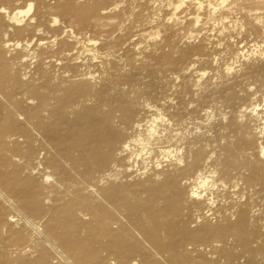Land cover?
<instances>
[{
  "label": "bare ground",
  "instance_id": "6f19581e",
  "mask_svg": "<svg viewBox=\"0 0 264 264\" xmlns=\"http://www.w3.org/2000/svg\"><path fill=\"white\" fill-rule=\"evenodd\" d=\"M134 1L0 0V264H264V93L239 82L264 78V0H161L138 41L84 38ZM201 10L257 40L231 79L196 67L219 60Z\"/></svg>",
  "mask_w": 264,
  "mask_h": 264
},
{
  "label": "rangeland",
  "instance_id": "374dc122",
  "mask_svg": "<svg viewBox=\"0 0 264 264\" xmlns=\"http://www.w3.org/2000/svg\"><path fill=\"white\" fill-rule=\"evenodd\" d=\"M153 1L154 0H143V1L142 0H135L133 2V7H132L133 9H131V11L133 12V16H132L133 20L125 22L122 26L119 25V26L115 27L112 25H106L105 27H103L101 29L89 28V30L86 28V29L82 30V35L84 36V38L102 39L105 35L104 31H107V32L111 31V32H113L112 33L113 36H120L122 38L128 37V38H131L130 40H133V42L138 41V37L133 34V31L136 29V26L139 24V22H144V20L149 17L150 13L155 12L157 10L156 9L157 6L155 7V5H158L159 1H161V0H156L155 4H153ZM116 3H117V0H103V2H102L103 5H112V4H116ZM156 12L161 14V15L164 14V12L160 9L157 10ZM160 12H162V13H160ZM205 13H206L205 11L203 13V10H201L200 15H199V12H198L197 17H198V20H200V22H198L196 28H193L194 29L193 33H197L199 37H197V39L195 41H193V43H196V44L202 43L205 46V51L203 53L205 55L204 58L210 59L212 56H215V54H216L217 55L216 57H218L219 60H218L216 65H209L208 63L203 62L201 64H198L196 67L200 71L205 70L206 76L203 79L204 81H207L210 79L214 80V79H219V78H225L227 76L225 73L227 68L233 69L231 74L227 76L228 78L231 79L234 75L233 71L235 72L239 69L245 68V61L243 60V58L242 59L241 58L236 59V57H235L236 51L240 50V51H243L246 55L250 54L254 49H256L255 43H257L256 42L257 40L253 36H250V37L247 36L244 28L240 27V25H241L240 18H239V15L237 13L233 12L235 15H237V18L235 15H234L235 17L233 16V13H230L231 15L227 14L224 17V18H226L224 20L221 17L222 15L220 13H216V15L213 16L212 18H211V16H209V14L206 13L207 14L206 15ZM210 20H213V21L211 22ZM226 20H228V21H226ZM113 21L115 23H117L119 20H118V18H115ZM219 21H221V22H219ZM98 22L101 25L106 24V20H99ZM228 22H230L229 27H227L229 25ZM199 24H201V25H199ZM232 29H234V30H232ZM144 31H146V33ZM151 31H152L151 29L145 27V29L143 30V33L145 35H147V33L150 34ZM200 31H201V33H200ZM225 31H227V32L225 33ZM223 32L226 34L225 36L220 35V33L222 34ZM153 33H154V30H153ZM199 33H200V35H199ZM100 36H101V38H100ZM132 37H134V38L132 39ZM152 39H155L154 35L152 36V38L150 40H152ZM150 40L147 39V41H150ZM179 45L181 47L186 46V44H182V43H180ZM262 46L264 49V45H262ZM224 65H226V66H224ZM232 66H233V68H232ZM181 68H182L181 65L171 67V69L175 70L176 72L180 71ZM239 82H240L241 86H245L246 84L251 85L250 86L251 90H250L249 94H254V96H252V97H256V100L258 101V103L259 102H260V104L262 103L261 98H262V95L264 93V78H262L261 76H255L254 74L253 75L250 74V75H247V76L241 78L239 80ZM186 99L187 100H196L195 97H193L189 94L187 95ZM212 100H213L212 95L204 96L198 102V105H200V106L210 105ZM240 102L248 104L249 99L244 98ZM195 104H196V102L194 103V105ZM226 111H228V110H226ZM219 113H220L219 110L215 111L214 116H213V124L212 125H207L206 122L204 123L205 127L206 126L209 127V128H207L208 130L211 129V127H218L219 122L216 120V117ZM195 117L198 118L197 121L200 122V118L202 117V113H200V112L195 113ZM202 120H204V118H202ZM221 133H222V135H226V136L228 135V132H226L224 130H222ZM210 135L215 136L213 129L210 131ZM238 195L240 196L239 193H237V196ZM255 200L256 199L253 200L252 205H258L257 204L258 202Z\"/></svg>",
  "mask_w": 264,
  "mask_h": 264
},
{
  "label": "snow or ice",
  "instance_id": "6c2138e0",
  "mask_svg": "<svg viewBox=\"0 0 264 264\" xmlns=\"http://www.w3.org/2000/svg\"><path fill=\"white\" fill-rule=\"evenodd\" d=\"M31 7V6H30ZM193 195H195V193H193Z\"/></svg>",
  "mask_w": 264,
  "mask_h": 264
}]
</instances>
